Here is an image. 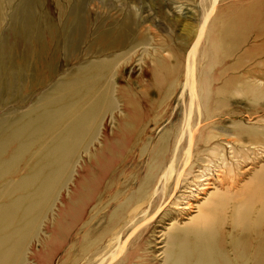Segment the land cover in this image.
<instances>
[{
  "label": "bare ground",
  "instance_id": "1",
  "mask_svg": "<svg viewBox=\"0 0 264 264\" xmlns=\"http://www.w3.org/2000/svg\"><path fill=\"white\" fill-rule=\"evenodd\" d=\"M218 1L202 0L185 64L183 48L160 47L172 63L145 50L155 67L126 81L125 56L103 55L150 45L129 43V19L93 27L81 0L56 22L43 0H0V107L14 104L0 114V264H25L27 247L36 264H149L148 232L191 195L196 214L174 218L164 264H264V167L247 193L240 167L256 163L247 145L264 133L226 118L239 113L229 96L241 83L227 61L253 39L264 48V9L254 0L213 14ZM229 121L234 132L217 127ZM212 168L222 175L201 180Z\"/></svg>",
  "mask_w": 264,
  "mask_h": 264
},
{
  "label": "rangeland",
  "instance_id": "2",
  "mask_svg": "<svg viewBox=\"0 0 264 264\" xmlns=\"http://www.w3.org/2000/svg\"><path fill=\"white\" fill-rule=\"evenodd\" d=\"M47 3L52 10V14L55 16L56 22L59 21V13L60 9H63L62 15L66 19L71 12L73 4L77 3V1L81 0H72L70 3H66L65 0H43ZM86 2V10L87 13L93 17L91 21L93 27L104 26L105 29L113 28L118 26L117 24L123 22L124 20H128L130 25V39L129 43H132L133 40H138L140 37L150 39V45H140L137 47H129L130 49L128 52H121L118 51H108L103 56L109 59H115L119 54L125 56L123 62L121 61L120 68L123 69L124 79L126 81L130 80H137L142 78L145 74L144 68L149 66L155 67L153 61H151V55L153 51L156 49H164L168 46H173L176 50L184 49V53L186 56L183 58V62L185 64L186 57L188 56V51L191 49L192 44L187 43L190 35H193V32L199 30L200 26L203 24L204 19V7L202 0H83ZM254 0H219L218 5L216 6L217 10L213 14H218L219 11L227 8H236L238 5L244 6L246 3H251ZM108 2V3H107ZM258 5V3H260ZM255 7L262 10L264 9V0H255L254 2ZM236 5V6H233ZM233 6V7H232ZM107 9V10H106ZM108 12V13H107ZM96 19V20H95ZM95 23V24H94ZM100 23V24H99ZM99 24V25H98ZM108 24V25H107ZM98 25V26H97ZM0 38H3L2 33H0ZM191 39V37H190ZM252 47H256V52L247 56L245 53L248 49ZM88 47L84 46V49L87 50ZM131 48H136L131 50ZM97 49H104L100 45L97 46ZM148 50L152 53L149 57H145L144 59V51ZM159 54L168 60L170 63L173 62V54L172 53H165L158 51ZM83 53V51H82ZM63 54V51H62ZM60 53V56L62 55ZM125 54V55H124ZM234 58L228 60L226 65L230 64H238L236 71L229 72L227 76H234L241 80V83L237 86L238 90L232 92L233 94L230 95L232 106L230 107L233 111L234 109L237 110L239 113L237 115H232L233 117H226L228 119H232L233 121L241 120L242 123L247 124L248 128L257 129L260 133H264V48L261 47V40H252L247 42L244 46H242L237 53L234 54ZM242 56V58H241ZM243 57L246 60H243ZM62 58V57H61ZM242 67V68H241ZM241 68V69H240ZM240 69V70H239ZM233 79V77H231ZM146 82H139L138 87L140 91H145ZM147 86V84H146ZM120 88V86H118ZM258 96V101L254 103V99L251 95ZM121 102L120 109L123 107L122 100L118 99ZM230 102V101H229ZM14 107V104L5 105L3 108L0 107V114L3 116L6 114L7 111L11 110ZM106 127V128H105ZM217 127L225 128L229 133L235 131V127L232 121L227 122L226 124H220ZM212 128V127H211ZM103 130L106 129L112 131L114 129L113 119L109 118L105 120L103 123ZM252 129V130H254ZM216 132V131H215ZM228 133V135H229ZM264 136V135H263ZM235 137H230V141ZM228 139V138H227ZM218 143H224L225 140L221 137L215 139ZM214 141V142H215ZM262 144L256 145H247L250 148H254L256 153V157L253 155V158L256 159L252 163L250 159L247 162L240 164L242 167L243 172H246V177L242 178V184L247 187L243 189L245 191H252L253 188H257V183L255 180V175L259 172L261 168L264 167V138L261 137ZM227 145L226 143H224ZM230 148V146H227ZM196 172L195 174H200L203 170V164L201 162L196 163ZM252 167V168H250ZM216 168H212V171H207L204 180L206 177L208 179L210 176L211 183H214V175L219 174L222 175V172ZM216 172V173H215ZM254 172V173H253ZM211 173V174H210ZM252 173V174H251ZM209 175V176H208ZM204 184V181H201ZM242 185V186H243ZM254 185V187H252ZM212 186V187H211ZM212 185L208 187V191L212 192L215 189ZM252 188V189H250ZM201 188L194 190L193 194L198 195L199 197H203L199 203H202L206 196H204L203 190ZM219 189H221V184ZM241 189V188H240ZM243 193L242 191H240ZM250 189V190H249ZM205 190V192L207 191ZM183 193H179L177 196H181ZM244 194V193H243ZM195 198L193 195L189 199H184L183 201L179 200V207L176 208V211L173 210L172 215L168 218H165V221H159L156 223L151 230L148 232L150 241H151V248L148 252H146L147 262L149 264H164V258L166 257L165 249L169 246L168 237H169V229L172 223L176 220H179L180 223H186L187 218L195 216L196 214V207H195ZM186 204V205H185ZM191 204V205H190ZM60 202H58L54 208L53 215H56L59 211ZM170 207L167 208L169 210ZM191 209V210H190ZM50 219L52 215L50 214ZM52 224V221L43 228L42 238H46L50 235L49 228ZM26 236H24V241L26 242ZM149 242V240H148ZM26 246H28L26 244ZM34 248V244L32 245ZM31 247V249H33ZM25 264H36L35 260L33 259V251H30V248L27 247L25 249Z\"/></svg>",
  "mask_w": 264,
  "mask_h": 264
}]
</instances>
